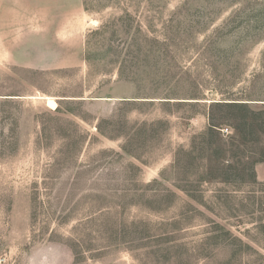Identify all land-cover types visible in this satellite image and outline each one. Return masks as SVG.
Instances as JSON below:
<instances>
[{"label":"rangeland","instance_id":"374dc122","mask_svg":"<svg viewBox=\"0 0 264 264\" xmlns=\"http://www.w3.org/2000/svg\"><path fill=\"white\" fill-rule=\"evenodd\" d=\"M14 1L0 264H264V0Z\"/></svg>","mask_w":264,"mask_h":264},{"label":"crops","instance_id":"0c3cea01","mask_svg":"<svg viewBox=\"0 0 264 264\" xmlns=\"http://www.w3.org/2000/svg\"><path fill=\"white\" fill-rule=\"evenodd\" d=\"M9 1L11 3H7L6 0H0V30L14 23L19 25L21 22L25 23L26 21V9L21 7L20 2Z\"/></svg>","mask_w":264,"mask_h":264},{"label":"bare ground","instance_id":"6f19581e","mask_svg":"<svg viewBox=\"0 0 264 264\" xmlns=\"http://www.w3.org/2000/svg\"><path fill=\"white\" fill-rule=\"evenodd\" d=\"M41 97H42V99L45 100L46 106H48L51 109H56L57 103H56V101H55V99L53 97L48 96V95H44V96H41Z\"/></svg>","mask_w":264,"mask_h":264},{"label":"built area","instance_id":"2783aa9c","mask_svg":"<svg viewBox=\"0 0 264 264\" xmlns=\"http://www.w3.org/2000/svg\"><path fill=\"white\" fill-rule=\"evenodd\" d=\"M224 131H227V129H225Z\"/></svg>","mask_w":264,"mask_h":264}]
</instances>
